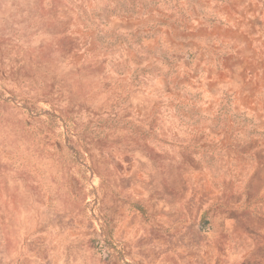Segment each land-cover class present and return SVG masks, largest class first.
Listing matches in <instances>:
<instances>
[{"label": "rangeland", "instance_id": "obj_1", "mask_svg": "<svg viewBox=\"0 0 264 264\" xmlns=\"http://www.w3.org/2000/svg\"><path fill=\"white\" fill-rule=\"evenodd\" d=\"M0 264H264V0H0Z\"/></svg>", "mask_w": 264, "mask_h": 264}]
</instances>
